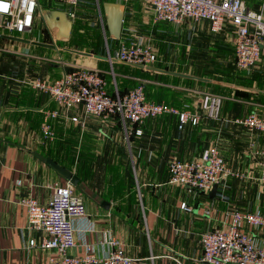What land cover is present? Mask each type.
Here are the masks:
<instances>
[{"label":"crops","instance_id":"obj_1","mask_svg":"<svg viewBox=\"0 0 264 264\" xmlns=\"http://www.w3.org/2000/svg\"><path fill=\"white\" fill-rule=\"evenodd\" d=\"M243 1L264 18V0ZM43 4L26 36L17 40L0 34L5 47L0 50V264H49L55 255L28 245L40 233L27 229L22 200L47 202L54 183L70 181L39 155L78 177L77 187L71 185L84 199L86 215L74 221L77 244L68 254L82 255L85 244L102 254L115 237L133 257L132 264H207L201 260L202 232L221 226L235 209L264 214V182L259 179L264 132L250 133L235 122L251 113L264 120V48L250 70H238L229 21L218 33L210 31L206 20L154 22L151 0ZM117 14L121 26L115 36L108 24ZM139 37L151 41L157 60L147 66L157 69L115 57L121 42ZM74 65L100 70L109 93L143 83L149 102L189 109L199 121L182 131L175 115L163 114L139 125L141 135H127L132 127L117 117L85 115L80 104L65 110L26 82L41 77L51 83ZM204 91L223 97L219 119L208 118L200 108ZM52 110H58L48 118L53 136L45 139L41 123ZM210 145L218 146L232 172L216 183L212 197L211 191L188 192L169 182V159L193 158ZM247 228L264 240L262 228Z\"/></svg>","mask_w":264,"mask_h":264},{"label":"built area","instance_id":"obj_2","mask_svg":"<svg viewBox=\"0 0 264 264\" xmlns=\"http://www.w3.org/2000/svg\"><path fill=\"white\" fill-rule=\"evenodd\" d=\"M75 7L78 0H51ZM153 21H167L179 24L183 20L194 23L206 20L213 33L220 32L229 21L234 29L235 67L250 70L260 59L264 48V18L261 12L249 9L243 0H151ZM39 7V0H0V30L8 33L31 31ZM74 13H71L73 16ZM115 57L129 64L151 65L157 60L149 39L141 37L129 42H121ZM31 87L49 94L51 99L65 110L82 105L85 115L103 118L117 117L132 129L126 134L141 135L138 128L146 119L163 114H173L177 128L196 125L199 116L189 109H179L165 103H152L146 99L143 83L119 92L109 93L106 80L97 68L74 65L60 78L47 82L41 77L26 81ZM223 97L208 91L201 93L199 106L211 119H219ZM58 110L47 113L41 123L45 139L52 138L53 131L49 117H56ZM71 120L77 121V117ZM235 122L245 126L248 132H264V120L251 113ZM169 182L185 188L188 192L199 191L208 194L213 185L223 176L232 174L218 146L204 148L194 159L171 158L168 162ZM259 179L264 182V161L260 163ZM26 207L27 229L40 233L39 239L28 240L30 247L54 250L49 264H132L134 262L115 237L107 241V249L98 254L93 245L85 244L82 255L68 252L77 244L74 221L86 215L84 199L75 192L71 183H54L52 195L47 202H39L33 197L22 200ZM181 208L187 210L184 202ZM247 227L264 230V214L232 210L226 213L223 224L202 232L201 260L207 264H264V240L258 241Z\"/></svg>","mask_w":264,"mask_h":264},{"label":"water","instance_id":"obj_3","mask_svg":"<svg viewBox=\"0 0 264 264\" xmlns=\"http://www.w3.org/2000/svg\"><path fill=\"white\" fill-rule=\"evenodd\" d=\"M54 13H60V11H55ZM65 14V13H64ZM41 15H42V18L44 17V14L41 12ZM109 30L115 35L117 36L119 31H120V26H121V17L119 14H117V16L115 17V19H113L112 21H109ZM48 27H52V24L50 23V21L48 22ZM47 27V28H48ZM48 32H50V30H48ZM51 33V32H50ZM7 38H11V39H17L19 40V38L17 37H13V36H5ZM121 61V60H120ZM123 62V61H122ZM126 63V62H125ZM131 65H134V66H137V67H141V68H146V69H157L155 67H151V66H147V65H142V64H131ZM69 70V69H68ZM67 70V71H68ZM159 70V69H158ZM66 71V72H67ZM169 73H172V74H176V75H179V76H182V77H187L188 75L186 74H182V73H178V72H171V71H167ZM199 80H202V81H207V82H214V83H218V84H222V85H225V86H233L231 83H228V82H224V81H218V80H211V79H204V78H200ZM237 87V86H235ZM246 90H252V89H249V88H245ZM254 90V89H253ZM39 157L45 161L49 166H51L52 168H54L56 171H58L63 177H65L66 179H68L74 186L77 187V182H78V177L73 175V173L58 165L55 161H53L52 159L50 158H45V157H42L39 155ZM216 187L217 185L214 184L213 187H212V190L210 192V196L212 197L214 195V192L216 190ZM102 205H104V203H102Z\"/></svg>","mask_w":264,"mask_h":264},{"label":"rangeland","instance_id":"obj_4","mask_svg":"<svg viewBox=\"0 0 264 264\" xmlns=\"http://www.w3.org/2000/svg\"><path fill=\"white\" fill-rule=\"evenodd\" d=\"M46 1L48 2V1H51V0H39V2H40V4H42V5H44L43 3H46ZM66 7V6H65ZM194 23V22H193ZM0 34L1 35H11V36H14V37H21V36H26V32H23V33H8V32H5V31H2V30H0ZM151 42V41H150ZM151 45H152V43H151ZM153 47V46H152ZM5 49V47L3 46V45H1L0 44V50H1V52H3V51H5L4 50ZM154 50V49H153ZM0 60H1V62H2V59L0 58ZM4 73H2L1 72V69H0V76H2ZM222 75H224V73H222ZM4 81V80H3ZM2 81V82H3ZM0 82H1V80H0ZM30 86V85H29ZM31 87V86H30ZM71 183V182H70ZM72 184V183H71Z\"/></svg>","mask_w":264,"mask_h":264},{"label":"trees","instance_id":"obj_5","mask_svg":"<svg viewBox=\"0 0 264 264\" xmlns=\"http://www.w3.org/2000/svg\"><path fill=\"white\" fill-rule=\"evenodd\" d=\"M234 32H235V31H234ZM234 61H235V60H234ZM222 104H223V103H222ZM221 108H222V106H221ZM220 113H221V111H220ZM189 125H191V124H189ZM187 126H188V125H187ZM187 126H186V127H187ZM176 127H177V122H176ZM186 127H185V128H186ZM185 128H184V129H185ZM177 129H178V128H177ZM184 129H183V130H184ZM178 130H179V129H178ZM183 130H182V131H183ZM202 150H203V149H202ZM201 152H202V151H201ZM201 152H200L198 155H196L195 157L190 158V159H194V158L199 157V155L201 154ZM169 160H170V159H169ZM169 160H168V162H169ZM168 162H167V170H168ZM179 187H180V186H179ZM182 188H183V187H182ZM183 189H185V188H183ZM185 190H186V189H185Z\"/></svg>","mask_w":264,"mask_h":264}]
</instances>
